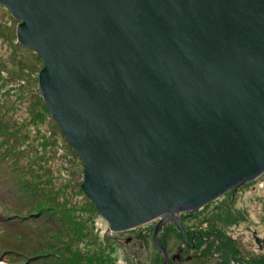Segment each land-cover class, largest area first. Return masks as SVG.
Instances as JSON below:
<instances>
[{"label": "water", "instance_id": "water-1", "mask_svg": "<svg viewBox=\"0 0 264 264\" xmlns=\"http://www.w3.org/2000/svg\"><path fill=\"white\" fill-rule=\"evenodd\" d=\"M0 4L82 193L111 231L158 218L161 264V222L264 170V0Z\"/></svg>", "mask_w": 264, "mask_h": 264}, {"label": "rangeland", "instance_id": "rangeland-1", "mask_svg": "<svg viewBox=\"0 0 264 264\" xmlns=\"http://www.w3.org/2000/svg\"><path fill=\"white\" fill-rule=\"evenodd\" d=\"M10 17L0 4V205L14 214L9 218L24 217L41 226L49 220L52 236L69 246L57 253L42 242L38 260L31 262V255L11 246L12 228L0 213V264L18 261V255L30 256L23 264H161L152 225L142 233L110 232L82 193L80 159L37 88L42 62L32 49L19 48L14 38L18 21ZM3 27L9 29L7 39ZM174 218L155 232L167 252L166 264H231L230 258L264 264V170L197 210L177 211Z\"/></svg>", "mask_w": 264, "mask_h": 264}, {"label": "trees", "instance_id": "trees-1", "mask_svg": "<svg viewBox=\"0 0 264 264\" xmlns=\"http://www.w3.org/2000/svg\"><path fill=\"white\" fill-rule=\"evenodd\" d=\"M3 6V5H2ZM7 10V9H6ZM8 11V10H7ZM9 14V12H8ZM9 17H10V14H9ZM11 18V17H10ZM8 27H3L2 30L5 31V35H3V37H5L6 39L10 37V33L8 32L9 29H7ZM3 32V31H2ZM8 32V33H7ZM4 33V32H3ZM14 38H15V34H14ZM16 40V38H15ZM19 44V43H18ZM19 48H23L24 46L22 45H18ZM26 48V47H25ZM38 56V55H37ZM26 59V62L28 63H31L32 62V59L31 61L29 62L28 59L29 58H24ZM40 59V58H39ZM41 60V59H40ZM35 62V61H34ZM42 62V61H41ZM41 97V96H40ZM47 110V109H46ZM48 112V111H47ZM49 114V113H48ZM50 116V115H49ZM54 121V120H53ZM58 127V126H57ZM70 147V145H69ZM71 148V147H70ZM3 155L0 157L2 159ZM232 191V190H231ZM226 193H229V192H226ZM14 208V211L15 212H19L20 211V207L15 204V206H12ZM4 210L7 212V213H11L8 211V206H5L4 207ZM197 210V209H196ZM21 219V217H20ZM20 222V221H19ZM44 225H40L39 223H32L30 226H28L27 230L26 228L24 227H21L20 225H18L17 223V230L21 231L20 233L23 235L22 238H18V240H21L20 241V244H19V250L20 252H24L26 254H29L31 255V258L32 259H37V250H38V246L43 242V244L47 245L48 247H52L53 248V252H57V253H60L61 251V248H63V245L66 246H69V243L68 242H60V239H56L54 236H52L51 234V224H50V221H46L43 223ZM148 225H152L151 226V230H152V227L154 225V221L153 220H150L148 221L147 223H144V224H141V225H138V226H135L133 228H129V229H125L123 231H119L118 233H127V232H130V231H133V230H140L138 233H142V232H145V228L148 226ZM135 231V232H136ZM110 232H116V231H111ZM148 234V233H146ZM150 234V233H149ZM110 236V235H109ZM67 239H70L69 237H67ZM59 245H58V244ZM113 244V242H112ZM61 246V247H60ZM18 253V252H17ZM19 256V255H18ZM22 256H25V255H22ZM161 258H162V254L160 255ZM38 260V259H37ZM162 261V260H161ZM115 262L117 264H120L118 261L115 260ZM45 263V262H44ZM46 264V263H45Z\"/></svg>", "mask_w": 264, "mask_h": 264}, {"label": "flooded vegetation", "instance_id": "flooded-vegetation-1", "mask_svg": "<svg viewBox=\"0 0 264 264\" xmlns=\"http://www.w3.org/2000/svg\"><path fill=\"white\" fill-rule=\"evenodd\" d=\"M229 261H230L231 264H235V263H236V264H249V263H247V262L245 263V262H243V261L241 262V261H239V260L232 261L231 258L229 259Z\"/></svg>", "mask_w": 264, "mask_h": 264}, {"label": "bare ground", "instance_id": "bare-ground-1", "mask_svg": "<svg viewBox=\"0 0 264 264\" xmlns=\"http://www.w3.org/2000/svg\"><path fill=\"white\" fill-rule=\"evenodd\" d=\"M148 221H150V220H147V221L143 222L142 224L147 223Z\"/></svg>", "mask_w": 264, "mask_h": 264}, {"label": "clouds", "instance_id": "clouds-1", "mask_svg": "<svg viewBox=\"0 0 264 264\" xmlns=\"http://www.w3.org/2000/svg\"><path fill=\"white\" fill-rule=\"evenodd\" d=\"M46 108V107H45ZM63 136V135H62ZM71 147V146H70ZM72 148V147H71ZM73 149V148H72ZM74 150V149H73ZM75 151V150H74ZM76 153V152H75ZM77 154V153H76Z\"/></svg>", "mask_w": 264, "mask_h": 264}]
</instances>
